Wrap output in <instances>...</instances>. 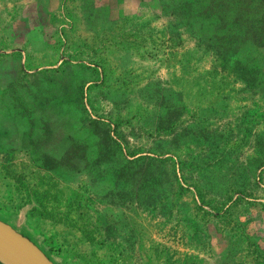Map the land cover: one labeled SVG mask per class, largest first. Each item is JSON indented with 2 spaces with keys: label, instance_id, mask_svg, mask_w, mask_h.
<instances>
[{
  "label": "rangeland",
  "instance_id": "1",
  "mask_svg": "<svg viewBox=\"0 0 264 264\" xmlns=\"http://www.w3.org/2000/svg\"><path fill=\"white\" fill-rule=\"evenodd\" d=\"M0 51L6 223L61 264H264V0H0Z\"/></svg>",
  "mask_w": 264,
  "mask_h": 264
},
{
  "label": "water",
  "instance_id": "2",
  "mask_svg": "<svg viewBox=\"0 0 264 264\" xmlns=\"http://www.w3.org/2000/svg\"><path fill=\"white\" fill-rule=\"evenodd\" d=\"M10 52L0 51V54ZM24 69V58L22 59ZM20 214L15 219H19ZM24 218V214H23ZM0 220V264H54L17 225Z\"/></svg>",
  "mask_w": 264,
  "mask_h": 264
},
{
  "label": "trees",
  "instance_id": "3",
  "mask_svg": "<svg viewBox=\"0 0 264 264\" xmlns=\"http://www.w3.org/2000/svg\"><path fill=\"white\" fill-rule=\"evenodd\" d=\"M78 94H79V96L82 98V97H84V92H83V88H81V89H79L78 90ZM84 99V98H83ZM109 136H110V134H109ZM110 138V137H109ZM112 140V139H111ZM114 142V141H113ZM114 143H116V142H114ZM117 146H118V148L119 149H121V145L120 144H117ZM129 156L130 157H134L133 155H131V154H129ZM140 159H142V158H139L138 157V159L136 158L135 160H133V162L135 163V162H137V161H139ZM140 183H142L141 184V187H145V181L143 180L142 182H138V184H140ZM35 201L36 203H38L37 201H36V199H35V196L33 195V194H29V201ZM39 204V203H38ZM35 211H37L40 215H43V206H40V209H34ZM44 217H48V214H46V216H44ZM1 220H2V218H0ZM25 235V234H24ZM26 237H28L30 240H32L31 238H30V235H25ZM52 250H51V247H46V249H45V251H44V253L48 256V258L54 263V264H58V262H56L54 259H58L59 261H60V263L59 264H61V258H59L58 256H55L54 254H52V252H51Z\"/></svg>",
  "mask_w": 264,
  "mask_h": 264
},
{
  "label": "flooded vegetation",
  "instance_id": "4",
  "mask_svg": "<svg viewBox=\"0 0 264 264\" xmlns=\"http://www.w3.org/2000/svg\"><path fill=\"white\" fill-rule=\"evenodd\" d=\"M0 218H2V221H4V222H6V221H7V220H5V219H7V218H5V217L3 218V216H1V215H0ZM0 220H1V219H0ZM25 235H26V234H25ZM32 237H33V236H31V235H30V238L33 240V238H32Z\"/></svg>",
  "mask_w": 264,
  "mask_h": 264
}]
</instances>
